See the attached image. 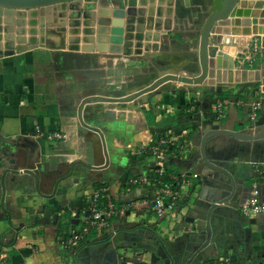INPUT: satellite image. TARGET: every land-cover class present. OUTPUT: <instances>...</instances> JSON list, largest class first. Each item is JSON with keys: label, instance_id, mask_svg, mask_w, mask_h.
Segmentation results:
<instances>
[{"label": "crops", "instance_id": "crops-1", "mask_svg": "<svg viewBox=\"0 0 264 264\" xmlns=\"http://www.w3.org/2000/svg\"><path fill=\"white\" fill-rule=\"evenodd\" d=\"M110 4L145 10V31L152 34L149 50L142 47L141 53L116 54L72 48L69 38L78 32L79 46L92 44L87 38H94L96 31L91 34L87 28L96 26L87 22L96 20L99 7ZM97 5L89 11L83 7L78 18L71 16L75 10L64 6L65 16H59L60 10L17 11L14 33L20 36L18 29H24L22 36L30 40L20 52L0 54V261L4 259L6 264H103L109 248L116 249L117 264H151L148 249L159 239L172 254L184 250L192 231L189 212L194 196L202 190L200 176L191 179L193 196L183 211L176 218L159 217L153 208L155 158L141 150L143 146L159 138L189 141L193 145L188 154L174 148L164 164L168 172H196L201 140L212 128L264 131V91L251 79L254 72L243 80L240 69L243 63L249 70L264 63L261 54L250 61L241 59L261 36L247 35L248 46L237 50L239 70L233 71L232 81L227 72L212 78L213 84L221 87L219 92L212 93L209 86L167 81L135 103L114 105L115 118L102 111L112 104L88 103L85 119L102 129L109 153L105 167H89L104 164L106 157L99 133L84 130L78 120L80 100L97 94L80 88L78 77L90 71L94 78L107 68L109 77L114 78L120 72L118 65L124 62L121 77L126 78L133 76V64L140 69L137 73L159 72L164 66L196 70L199 28L212 9L210 0H97ZM17 20L24 21V26ZM84 35L86 39H82ZM138 60L147 66L142 68ZM103 61L107 67L101 66ZM90 62L93 64L87 66ZM217 99L225 102L222 120L215 117ZM254 100L261 107L258 119L250 122L244 104ZM37 127L43 132L63 130L68 137L50 142L37 135ZM206 142L210 155L219 156L217 161L229 167L237 187L233 198L216 213L219 221L212 240L217 247L208 246L191 264H264V214L247 216L240 209L255 182L264 194V182L255 173V163L264 162V138L248 143L220 134ZM134 177L139 178L138 183L131 181ZM101 187L107 188L117 213L108 226L84 235L77 248L64 246L63 239L85 226L90 216L88 201ZM210 190L204 193L211 194ZM156 264L165 262L162 258ZM171 264H181V257L175 256Z\"/></svg>", "mask_w": 264, "mask_h": 264}, {"label": "water", "instance_id": "water-1", "mask_svg": "<svg viewBox=\"0 0 264 264\" xmlns=\"http://www.w3.org/2000/svg\"><path fill=\"white\" fill-rule=\"evenodd\" d=\"M215 2V1H213ZM85 3V4H83ZM75 10L72 17L79 16L80 11H89L97 8V0H0V54H12L25 49L24 43L30 40L25 34V30L18 29L15 35V15L19 10L37 9L42 13L51 10H60L59 16H65L66 10ZM210 11L204 17L198 35L197 63L196 70L181 71L163 69L157 77L139 88L133 89L124 95H104L88 94L84 96L77 105V116L84 130L91 129L99 133L102 141L106 162L101 165H90L91 168L105 167L109 161V153L105 135L99 126L93 125L85 119V107L88 103L99 102L101 106L112 104L113 107L102 108L108 118H115L114 105L121 107L134 103L146 93L156 89L167 81H177L181 84L191 86H209L212 93L219 92L221 87L213 84V77L222 72L229 73V81H232L233 71H238L237 55L238 48L248 46L247 35L261 36V44L264 52V0H220L217 5L211 2ZM143 9L135 10L134 7H116L110 4L109 7H99L97 16L90 13L94 18L87 25L96 26L87 28V32L96 35L90 36L89 46H79L81 38L79 32L70 36L69 40L74 43L73 49L91 50L97 49L101 52L116 54L141 53L142 47L149 50L148 41L152 34L145 31V17ZM17 23L24 26V21ZM71 25L77 22H71ZM151 28L153 26H150ZM159 29V27L155 26ZM90 29V30H89ZM31 34V31H29ZM159 36V35H158ZM86 36L84 35L82 39ZM86 39V38H85ZM155 40H159V37ZM35 44L34 46H36ZM3 47L6 50H3ZM65 47V46H64ZM135 47H138L137 50ZM135 49V51H134ZM240 68L243 73V80H247L248 74L255 73L254 78L256 88L264 91V63L255 70L244 68L245 63ZM232 83V82H231ZM264 130V127H263ZM248 131V132H247ZM228 134L232 137L247 140L248 143L263 140L264 131L256 133L251 128L249 130H232L227 127L212 128L205 133L200 144V155L197 158L198 172L200 174L201 193L194 196V206L189 212L192 224L188 245L184 250L171 253L168 246L158 240L151 243V264L163 258L165 264L174 262L175 256L181 257V264H191L194 258L202 253L208 246L217 247V242L212 240L214 229L219 219L217 211L220 207L229 202L236 192V181L232 172L226 164L217 161L220 157L207 151V139L211 136ZM211 189V194L204 193L205 189ZM188 205V204H187ZM186 205V206H187ZM185 206V207H186ZM156 248V249H155ZM162 248V249H160ZM117 252L115 248H109L103 255V264H117Z\"/></svg>", "mask_w": 264, "mask_h": 264}, {"label": "built area", "instance_id": "built-area-1", "mask_svg": "<svg viewBox=\"0 0 264 264\" xmlns=\"http://www.w3.org/2000/svg\"><path fill=\"white\" fill-rule=\"evenodd\" d=\"M263 55V47L261 41L255 40L245 51L241 59L243 62L250 61L254 56ZM245 118L250 122H254L259 117L261 104L258 100L252 101L250 104H244ZM215 117L217 120H222L226 116L225 102L222 99L215 101ZM37 135L45 136L50 142H56L68 137V133L63 130H51L43 132L40 127L36 129ZM192 143L189 141L171 140L169 138H159L157 141L143 146V151L155 158V196L153 197V208L156 214L162 218H176L189 203L192 198L190 188L192 187L191 179L199 178L198 172H168L164 164L166 157L173 153V149L177 148L179 153L188 154L191 150ZM142 152V151H140ZM0 157V166H1ZM255 173L259 180L264 182V162L255 163ZM165 177H168L169 183L165 184ZM133 183H138L139 178L134 177L131 180ZM146 202V200H144ZM90 216L88 217L85 226L81 231H74L69 237L63 239L62 243L68 248H77L84 238V235L89 233L93 228H102L108 226L109 219L117 213L115 201L107 194V188L101 187L97 189L88 201ZM240 209L244 215L256 216L264 214V194L258 183L253 185L251 195L240 205ZM222 261H227V258H221ZM0 264H6L4 259Z\"/></svg>", "mask_w": 264, "mask_h": 264}, {"label": "rangeland", "instance_id": "rangeland-1", "mask_svg": "<svg viewBox=\"0 0 264 264\" xmlns=\"http://www.w3.org/2000/svg\"><path fill=\"white\" fill-rule=\"evenodd\" d=\"M264 57V54H263ZM264 59V58H263ZM92 61L94 59L92 58ZM142 63V68L146 67L147 65H143V62L140 60L136 61ZM93 62H90L89 64H86L87 66L92 65ZM95 64V62H94ZM124 63H121V65H118V69H120L119 73H117L114 78L109 77V74L107 73V68L103 69V71L96 73L94 78H92V73L90 71H84L82 74L83 76L78 77V84L81 85L80 88L85 89L84 91H90V92H97V94H104V95H124L130 93L133 89H136L137 87H140L144 84L149 83L153 79L157 77L158 72L155 71H143L144 73H137L140 69H137L132 66L133 76L132 77H121L122 71H125ZM98 65V64H96ZM108 66L105 61L102 62L101 66ZM146 68H144L145 70ZM166 69L165 66L161 68V70ZM155 72V73H154ZM137 73V74H136ZM85 74V76H84ZM154 77V78H153ZM109 82H111L109 84ZM135 103V102H134Z\"/></svg>", "mask_w": 264, "mask_h": 264}, {"label": "flooded vegetation", "instance_id": "flooded-vegetation-1", "mask_svg": "<svg viewBox=\"0 0 264 264\" xmlns=\"http://www.w3.org/2000/svg\"><path fill=\"white\" fill-rule=\"evenodd\" d=\"M212 3H213V5L215 4V5H217V3L220 1V0H210ZM213 1H215V2H213Z\"/></svg>", "mask_w": 264, "mask_h": 264}, {"label": "trees", "instance_id": "trees-1", "mask_svg": "<svg viewBox=\"0 0 264 264\" xmlns=\"http://www.w3.org/2000/svg\"><path fill=\"white\" fill-rule=\"evenodd\" d=\"M223 95H224V96H228V94H227V93H224ZM167 169H168V167H167Z\"/></svg>", "mask_w": 264, "mask_h": 264}]
</instances>
